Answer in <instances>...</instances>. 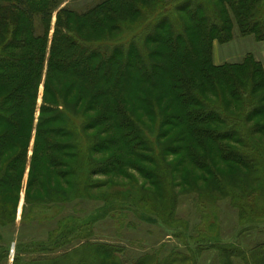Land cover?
Segmentation results:
<instances>
[{
	"label": "rangeland",
	"instance_id": "1",
	"mask_svg": "<svg viewBox=\"0 0 264 264\" xmlns=\"http://www.w3.org/2000/svg\"><path fill=\"white\" fill-rule=\"evenodd\" d=\"M103 1L64 0L52 15L49 39L59 10L67 8L82 15ZM218 1L154 0L147 9L142 3L141 11L133 18L127 19L126 9L119 12V31L111 43L104 40L81 43L93 49L118 45L123 56L133 49L140 60L128 61L119 78L120 85L114 79H109V87L100 81H76L66 84L60 92L64 97L68 94L65 100L70 110L82 96L78 111L82 119L77 120V116L73 119L86 128L85 136L81 137L80 128L70 125L77 143L86 141L78 145L83 149L93 147L87 157L93 168L88 171L86 184L78 186L80 183L76 181L78 192L65 193V199L71 203L64 213L73 217L71 226L75 232L73 239L70 237L65 243L61 260L54 264H258L264 253V84L260 82L261 77L250 83V79H243L239 74L235 77L238 87L233 83L234 88L230 89L225 86L221 73L218 77V68L242 65L250 56L249 69L257 71V62L264 73V42H256L253 35L242 37L230 12L231 39L226 43L212 40L208 50L209 66L218 79L214 87L199 79L202 67L197 63L203 42L196 30L213 19L214 12L220 15L222 9ZM186 2L192 3L191 9L177 11ZM205 12L207 17L203 16ZM190 19L195 22L190 23ZM161 23L162 28L157 29ZM78 24L85 26L83 21ZM38 28L40 33L39 24ZM170 34L174 36L172 45L167 44ZM86 36L82 32L80 37L96 39V36ZM179 42L192 45L193 59L185 58L186 47ZM173 46L177 47L176 59L171 56L175 51ZM187 61V66L183 67ZM92 64L102 73L106 69V65L100 67L97 60ZM110 67L121 68V60ZM230 71L237 73L233 68ZM249 83L255 88L242 92L241 88L247 89ZM52 88L51 79L49 89ZM241 93H244L243 104L235 101ZM39 94L42 95V87ZM249 100L252 104L247 108L245 101ZM29 104L31 101L27 102ZM122 108L136 122L139 137L117 128L125 126L113 122L112 114ZM0 113L7 119V113ZM190 113L195 115V120L187 121ZM29 122L30 113H27L21 121L19 141L22 145ZM42 124L40 132L61 147L52 153L57 159V175L48 172L47 176L54 179L57 190L67 191L64 183L69 184L75 178L72 176L75 171L67 168V164L75 161L73 152L68 150L72 145H68L61 124L54 122L44 127L45 120ZM236 127L245 129L248 141L238 137ZM195 129L202 130L203 134L196 135ZM139 138L147 145L141 144ZM219 148L225 152L221 153ZM238 151L247 158L248 169L232 161V154ZM84 153L85 160L87 154ZM193 156L200 159L197 164ZM41 161L36 159L35 167ZM26 179L27 176L14 226L6 229L8 238L0 243L4 247L0 264L13 262L19 235L12 233H21V247H31L45 237H41V225L20 222ZM84 185L89 189L85 190ZM14 188L8 194L10 200L4 198L9 205L14 202ZM27 250L25 257L30 260L39 255ZM98 256L102 258L100 262H97Z\"/></svg>",
	"mask_w": 264,
	"mask_h": 264
},
{
	"label": "trees",
	"instance_id": "2",
	"mask_svg": "<svg viewBox=\"0 0 264 264\" xmlns=\"http://www.w3.org/2000/svg\"><path fill=\"white\" fill-rule=\"evenodd\" d=\"M63 1L0 0V112L7 113V119L3 118L0 113V243L8 238L9 232L6 229H11L14 226L26 176L20 222L22 225L28 222L41 225L43 229L41 237L45 235L43 239L39 238L33 246L21 247L19 243L21 233H12L13 235H19L16 239V251L12 264H54L61 260L63 247L65 243L69 242L70 237L73 239V233L75 232L71 226L73 217L64 213L67 205L71 203V200L65 199V196H67L65 193L72 192V190L78 192V188L75 186L76 181L78 180L80 183L78 186H81L83 182L86 184L89 177L88 171L93 168L92 162L87 160L93 147L90 148L89 146L83 149L81 145H78L83 140H79V143H77L78 139H76V134L73 133L70 125L72 123L76 128H80L81 137L85 136L84 131H86V128L83 125L79 126L73 119L74 116H77L76 119L79 121L82 119V113H78L82 96L77 98L74 107L70 110L65 100L69 97L68 94L64 97L60 95V92L66 84L70 83L68 85H72L76 81L84 83L91 80L100 81L109 87L111 86V79H114L113 81L120 85L118 83L119 78L122 76L123 69L128 61L140 60L138 53L133 49L124 52V58L123 50L118 45L111 48H109V45L93 49L92 47H84L82 44L97 41V43H100L103 40L111 43L119 31L118 26L121 23L119 12L121 10L126 9L127 19L133 18V15H138L141 11L142 3L145 5L144 8L147 9L152 7L154 2V0H146L145 2H141V0H105L82 15H77L72 10L63 8L57 13L53 35L49 39L52 15L59 9ZM218 2L222 9L220 15L215 14L213 11V19L196 30L203 42L201 55H199L197 63L199 67H202L200 70L201 77L198 78H202L207 86L214 87V83L221 73L225 86H229L230 89L234 88L232 84L235 83V77L239 74L242 75L243 79H250V83L257 82L261 77L260 82L264 84V73L260 64L254 62L259 68L257 71L249 69L252 64L250 56L244 59L242 65H223L219 67L218 77H215V74L213 75L214 69L209 66L208 60V50L212 40L226 43L231 39L229 33L230 29H233V22L230 20V12L236 29L242 37L253 35L256 42H264V0H219ZM181 5L177 11L191 9L193 6L189 2ZM196 7L194 6V8ZM211 7L213 8V6ZM207 15L208 13H203V16L207 17ZM219 16H222L224 20L222 21ZM79 21H83L85 26L79 25ZM189 22L194 23L195 19H190ZM38 24L41 26L40 33L37 32L40 31ZM161 26L162 23L157 26V29L162 28ZM98 30H101V33L98 34ZM82 32L86 33V38L96 36V39L85 40L80 37ZM107 38L109 40H106ZM169 38L167 44L172 45L174 36L170 34ZM179 43L186 47L184 49L185 58L193 59L192 45L190 43ZM168 48L170 49V46ZM173 49L175 51L172 52L171 56L176 59L177 47L173 46ZM96 60L100 63V67L106 65L103 73L99 68L91 66ZM119 60H121V68L114 69L112 67L111 69L110 66H114ZM184 63L182 64L183 67L187 66L188 61ZM79 66H87L88 69L79 71ZM232 68L237 73L231 72ZM243 69L248 71L243 74ZM51 79L53 88L49 89ZM199 79L197 80L200 81ZM250 83L247 89L246 87L241 88V91L248 90L249 92L253 90L255 85ZM233 85L235 88L238 87L236 83ZM41 87L42 95L40 96ZM31 91L32 93H30ZM187 91L188 87L185 89V92ZM39 96L41 97L40 106H38ZM243 96L244 93H241L239 100L235 101H241V104H243ZM29 101H31V104L28 106L27 102ZM245 102L247 103L246 107H250L252 104L250 100ZM37 111L38 116L36 115ZM142 111L146 113L144 109ZM75 112L77 113L75 114ZM27 113H30V122L25 144L22 145L19 141L21 121ZM112 115L115 117L113 122L116 121L121 126H125L123 128L117 126V128L135 136H140L135 126L136 122L133 118H129L127 112H123V108L117 109ZM44 116H46L45 119L42 118ZM195 119V115L190 113L187 121ZM44 120V127L54 122L61 124L60 129L67 134L68 145H72L68 150L73 152L74 156L72 158L75 161L71 165L67 164V168L72 172L75 171L72 174L75 178L69 184L64 183L68 186L69 190L67 191L57 190L54 186V179L47 176L48 172H52L54 176L57 175L55 174L57 173L55 170L57 159L52 153H56L61 147L59 144L55 145L46 133L40 132ZM205 123L203 122V124ZM237 132L241 140H249L245 129L239 128ZM195 133L196 135L203 134L202 130L197 129H195ZM140 138L138 139L140 143L147 145ZM83 143H86V141L84 140ZM219 150H221V153L225 152L222 148H219ZM83 151L87 154L85 160ZM232 155H234L232 161L244 169H248L245 164L247 158L243 152H234ZM36 159L42 160L37 167H35ZM193 160L196 163L200 159L193 156ZM121 161L123 162V159ZM121 167L124 170L125 166L122 165ZM202 168L208 169V166ZM17 169H20V171L17 172ZM59 177L61 176H57L58 179ZM41 180L42 183L39 184ZM84 187L85 190L89 189L85 185ZM13 188L15 190L14 202L9 205L7 201H4V198L10 200L8 194L11 190L13 191ZM54 209L58 210L54 211ZM3 248L0 246V253L3 252ZM27 249L35 251L39 255L30 260L25 257ZM97 259V262H100L102 258L98 256ZM258 264H264V253L259 257Z\"/></svg>",
	"mask_w": 264,
	"mask_h": 264
},
{
	"label": "crops",
	"instance_id": "3",
	"mask_svg": "<svg viewBox=\"0 0 264 264\" xmlns=\"http://www.w3.org/2000/svg\"><path fill=\"white\" fill-rule=\"evenodd\" d=\"M264 64V63H263Z\"/></svg>",
	"mask_w": 264,
	"mask_h": 264
}]
</instances>
